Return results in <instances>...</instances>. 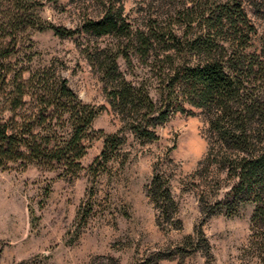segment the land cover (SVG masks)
I'll return each mask as SVG.
<instances>
[{
	"label": "trees",
	"instance_id": "trees-1",
	"mask_svg": "<svg viewBox=\"0 0 264 264\" xmlns=\"http://www.w3.org/2000/svg\"><path fill=\"white\" fill-rule=\"evenodd\" d=\"M176 1L142 26L134 27L121 10L110 7L78 28L115 38L103 48L86 50L122 123L105 136L95 160L99 167L90 169L105 165L125 144L127 132L141 143L152 142L158 139L157 128L176 113L202 109L212 133L204 171L216 165L229 183L223 201L211 211L234 212L241 204H254L251 229L258 245L264 241V45L253 48L257 27L244 0ZM40 7L37 0H0V167L57 164L76 174L103 108L84 103L68 79L50 68L15 67L23 43L32 45V32L52 30L71 38L80 32L42 19ZM146 193L158 223L181 229L169 177L156 172ZM92 209L81 212L83 224ZM185 241L192 247L207 239L198 229Z\"/></svg>",
	"mask_w": 264,
	"mask_h": 264
},
{
	"label": "rangeland",
	"instance_id": "rangeland-1",
	"mask_svg": "<svg viewBox=\"0 0 264 264\" xmlns=\"http://www.w3.org/2000/svg\"><path fill=\"white\" fill-rule=\"evenodd\" d=\"M37 1L42 3L38 9L42 19L74 30L110 7L121 10L134 27L142 26L148 16L172 4V0ZM175 3L180 5L179 0ZM244 5L257 27L253 48H260L264 0H244ZM79 31L73 38L52 30L32 32V45L23 43L14 59L15 67L50 68L68 79L84 103L103 109L93 122L96 137L87 143L76 174L57 164L25 167L11 162L0 167V264H264V241L257 245L252 238L254 204H241L234 212L211 211L216 201H223L229 183L226 172H218L216 165L204 171L212 133L202 109L176 113L157 128L158 139L152 142L141 143L127 132L119 151L96 171L90 169L99 167L95 160L104 150L105 136L117 132L122 123L86 57L87 49L103 48L115 38ZM156 172L170 179L181 229L157 221L158 211L146 193ZM89 206L92 213L83 224L79 216ZM198 229L207 241L190 247L185 239Z\"/></svg>",
	"mask_w": 264,
	"mask_h": 264
}]
</instances>
